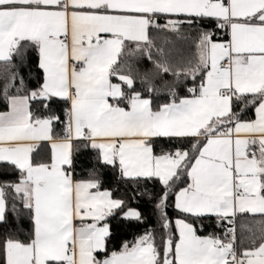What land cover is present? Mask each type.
<instances>
[{
  "label": "snow or ice",
  "instance_id": "snow-or-ice-1",
  "mask_svg": "<svg viewBox=\"0 0 264 264\" xmlns=\"http://www.w3.org/2000/svg\"><path fill=\"white\" fill-rule=\"evenodd\" d=\"M0 264H264V0H0Z\"/></svg>",
  "mask_w": 264,
  "mask_h": 264
},
{
  "label": "trees",
  "instance_id": "trees-1",
  "mask_svg": "<svg viewBox=\"0 0 264 264\" xmlns=\"http://www.w3.org/2000/svg\"><path fill=\"white\" fill-rule=\"evenodd\" d=\"M252 114L249 113V116H251ZM84 172V166L81 165L77 168V178H81V174ZM107 186V185H105ZM125 238H128V239H131V235L129 234L127 237H124V236H121V239H125Z\"/></svg>",
  "mask_w": 264,
  "mask_h": 264
}]
</instances>
